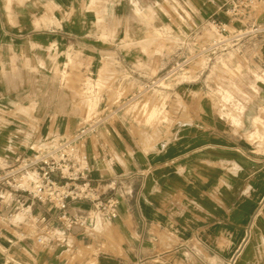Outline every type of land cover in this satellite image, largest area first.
<instances>
[{
	"label": "crops",
	"instance_id": "obj_1",
	"mask_svg": "<svg viewBox=\"0 0 264 264\" xmlns=\"http://www.w3.org/2000/svg\"><path fill=\"white\" fill-rule=\"evenodd\" d=\"M181 2L185 11L175 14L169 0H0V164L76 130L83 118L67 115L68 102L43 114L10 107L70 98L56 90L51 69L71 73L75 57L84 92L115 110L86 150L94 183L120 200L110 221L87 217L88 202H71L69 212L85 218L72 228L33 202L60 241L42 247L32 230L0 220V264H264V139L252 137H264V43L206 69L192 65L190 81L143 91L172 65L188 32L210 18L229 21L228 0ZM254 15L264 23V4ZM217 83L243 107H219ZM101 142L114 165L99 158Z\"/></svg>",
	"mask_w": 264,
	"mask_h": 264
},
{
	"label": "built area",
	"instance_id": "obj_2",
	"mask_svg": "<svg viewBox=\"0 0 264 264\" xmlns=\"http://www.w3.org/2000/svg\"><path fill=\"white\" fill-rule=\"evenodd\" d=\"M226 4L229 21L210 18L205 29L188 32L179 40V53L172 65L145 85L143 91L151 90L167 79L190 81L192 65L206 69L223 60V56L233 49L264 43V23L254 15L264 0H228ZM211 95L221 108L243 107V101L236 99V95L221 83L214 85ZM114 111L106 108L98 114L87 115L74 132L45 137L30 147V153H17L10 164L0 167V220L10 219L13 226H25L32 230L40 246L49 247L60 241L62 232L52 227L45 215L34 212L32 204L35 201L54 209L57 219L67 228L85 225L83 215L69 212L71 202L90 203L92 209L86 216L91 219H114L120 200L105 196L94 183L93 165L86 150L88 141L99 134ZM23 145L28 146L25 142ZM99 145V158L114 165L117 158L111 147L105 142ZM7 210L10 212L4 215Z\"/></svg>",
	"mask_w": 264,
	"mask_h": 264
},
{
	"label": "rangeland",
	"instance_id": "obj_3",
	"mask_svg": "<svg viewBox=\"0 0 264 264\" xmlns=\"http://www.w3.org/2000/svg\"><path fill=\"white\" fill-rule=\"evenodd\" d=\"M169 11L171 13H183L185 11L181 0H169ZM60 55H57V58H61L59 57ZM72 71L71 73L68 72V66L66 67H62L61 65H58L56 68H52L51 71L52 73L56 76L57 79V84L55 85L56 90L58 91H65V89L69 92L70 98L68 99H54V100H50L49 106H42L40 104V102L38 101H33V100H28L25 102H14L10 107H16L20 110H22L24 113L28 114V113H32V114H43V113H47L51 110H54V108H52V106L55 104V106L57 104H60L62 107H64L65 102H68L69 105H67L66 107L68 108V116L70 117H77L79 119H82L84 117H86V115L84 114V105L87 108L88 107V112L87 115H95L100 113L102 110V106L100 105V102L98 101L97 98H94L91 90L88 92H84V68H81L80 66L78 67L77 64H79V60H77L75 57L72 59ZM58 64H60V62H57ZM32 69L30 68V71ZM40 70H43L44 72L47 70L48 68H41ZM46 73V72H45ZM43 86V85H42ZM42 90L44 91V93L42 94H46L47 92H45V90L42 88ZM237 90V91H236ZM42 91V92H43ZM234 92H238V88H234ZM50 95V94H49ZM229 98H231L229 96ZM51 104V105H50ZM4 103L2 102V100L0 99V114L2 113V110H4ZM261 133L258 132L255 135H253V138H257V139H264V137L260 136ZM0 163H1V159H0ZM2 167V164H0Z\"/></svg>",
	"mask_w": 264,
	"mask_h": 264
}]
</instances>
